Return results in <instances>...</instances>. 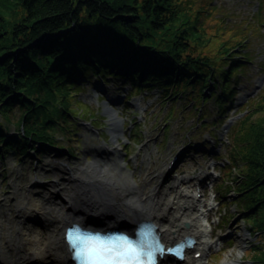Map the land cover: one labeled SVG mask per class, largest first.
<instances>
[{
    "label": "trees",
    "instance_id": "trees-1",
    "mask_svg": "<svg viewBox=\"0 0 264 264\" xmlns=\"http://www.w3.org/2000/svg\"><path fill=\"white\" fill-rule=\"evenodd\" d=\"M215 11L211 0H0V118L20 111L17 134L0 132V151L38 154L55 145L56 132L71 135L74 90L90 73L125 77L134 90L148 83L167 99L192 96L198 106L214 84L224 115L249 58L236 52L245 38L233 46L229 30L206 28ZM244 114L217 189L222 203L241 208L254 264H264V92Z\"/></svg>",
    "mask_w": 264,
    "mask_h": 264
},
{
    "label": "rangeland",
    "instance_id": "rangeland-1",
    "mask_svg": "<svg viewBox=\"0 0 264 264\" xmlns=\"http://www.w3.org/2000/svg\"><path fill=\"white\" fill-rule=\"evenodd\" d=\"M195 1L200 4L202 0ZM211 1L217 11L212 21L207 20L206 28L212 32L229 30H226L224 38L236 36L235 41L229 39L233 46L242 41L239 37L245 38L236 52L249 58L233 80L231 89L236 90V95L226 101L225 114L221 115L214 103V96L220 94V89L214 84L205 91L206 98L198 106L192 96L178 95L176 99H167L155 87L131 92L130 82L125 77L90 73L88 81L74 90L77 101L76 112L70 119L71 135L56 132L55 145L39 149L38 154L31 150L23 155L15 150L0 151L1 229L5 231L12 226L18 221V216L30 214L31 205L39 197L55 191L48 186L62 183L61 179L69 181L67 172L93 163L95 155L107 148L113 155H102L103 159L121 166L122 175L127 174L141 189L159 188L164 192L165 200H172L175 191L192 195L195 178L208 176L199 185L201 197L198 204L207 211L211 228L206 230L209 235L210 229L213 230L210 241L217 245L205 264H222L225 260L226 264L255 263L250 251L256 242L241 221V208L230 200L227 204L220 203L219 207L215 202V192L219 202L224 189L217 188L223 182L228 164L226 143L230 142L238 123L245 117L244 110H249L264 92V16L258 17L264 0ZM120 96L125 97L123 102L112 106L120 111L124 136L113 142L105 103ZM173 103L175 106L169 113ZM19 117L20 111L14 109L8 121L0 118V132L7 137L16 135ZM68 149L74 151V156L67 154ZM95 149L99 153L91 151ZM178 151H181L180 156ZM97 160L103 164L101 158ZM111 173L118 176L119 171L114 169ZM220 173L221 178L217 177ZM34 182L47 186L45 189L35 188L31 186ZM210 203H214V207L208 210ZM203 207L199 206L200 209ZM205 222L203 220V229ZM230 260L233 262H228Z\"/></svg>",
    "mask_w": 264,
    "mask_h": 264
},
{
    "label": "bare ground",
    "instance_id": "bare-ground-1",
    "mask_svg": "<svg viewBox=\"0 0 264 264\" xmlns=\"http://www.w3.org/2000/svg\"><path fill=\"white\" fill-rule=\"evenodd\" d=\"M113 104H117L116 101L110 100L105 109L106 115L114 118L109 131L113 142H118L124 136L121 128L124 123L120 111ZM91 151L99 153L97 149ZM100 153L95 155L93 163L82 165L75 173L67 172L69 181L61 179L62 183L48 186L55 191H48L49 196L39 197L31 205L30 214L18 216V221L5 231L0 223V264H39V261L70 264L63 242V231L68 224L91 228L105 225L133 228L141 220L155 224L164 243L192 236L197 247L186 254L183 264H203L212 247L197 217L199 210L196 209L198 202L195 203V198L189 199L188 194L175 191L172 200H165L164 192L157 187L145 191L127 174L122 175L121 166L102 158V155H113L111 151L103 148ZM98 158L103 164L98 162ZM118 159L122 161L121 157ZM114 169L119 171L118 176L111 173ZM196 181L200 182L198 178ZM31 186L44 188L47 185L34 182ZM198 252L200 257L194 258ZM221 263L226 264L227 261ZM162 264L168 262L163 261Z\"/></svg>",
    "mask_w": 264,
    "mask_h": 264
},
{
    "label": "snow or ice",
    "instance_id": "snow-or-ice-1",
    "mask_svg": "<svg viewBox=\"0 0 264 264\" xmlns=\"http://www.w3.org/2000/svg\"><path fill=\"white\" fill-rule=\"evenodd\" d=\"M70 245L75 247V255L83 256L87 264H113L119 258L118 264H155L154 252H163V246L157 241L152 248H145L142 244L134 243L125 237H116L113 240H102L99 237H86L76 246L72 239L71 230L66 235ZM77 239H81L77 237ZM147 257V259H144Z\"/></svg>",
    "mask_w": 264,
    "mask_h": 264
},
{
    "label": "water",
    "instance_id": "water-1",
    "mask_svg": "<svg viewBox=\"0 0 264 264\" xmlns=\"http://www.w3.org/2000/svg\"><path fill=\"white\" fill-rule=\"evenodd\" d=\"M110 119H111V121H112V120H114V118H113V117H110Z\"/></svg>",
    "mask_w": 264,
    "mask_h": 264
}]
</instances>
